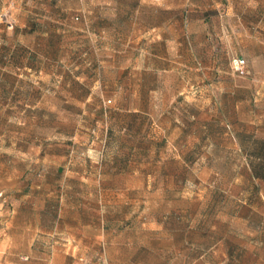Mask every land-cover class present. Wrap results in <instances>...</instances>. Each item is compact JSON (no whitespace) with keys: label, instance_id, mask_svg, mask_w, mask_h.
Instances as JSON below:
<instances>
[{"label":"rangeland","instance_id":"obj_1","mask_svg":"<svg viewBox=\"0 0 264 264\" xmlns=\"http://www.w3.org/2000/svg\"><path fill=\"white\" fill-rule=\"evenodd\" d=\"M42 3L41 0L0 1V59L7 57V45L16 42V37L5 34L6 29L26 20L38 26L43 20L40 17ZM60 3L61 19L56 24L61 32L69 31L64 33L63 41L60 39L64 46V66L57 83L62 97L57 102H62L63 108L56 112L50 110L53 98L47 96L43 99L45 113L37 110L38 102L23 112L15 108L7 110L9 102L3 97L0 99V132L4 130L14 137L20 133L50 136L54 127L67 133L73 130L71 126L78 124L76 133L85 143L66 146L75 159L71 163L91 172L108 170L110 163L102 161V147L97 143L90 146L86 139L90 135L94 139L101 138L104 120H109V111L114 110L118 96H111L109 90L114 89L108 87L105 93L104 88L90 82L86 78L88 69L82 62L79 72L83 76L71 80L72 69L66 62L70 51L68 53L66 48L71 41L70 31L84 33L80 29L88 23L90 15H95V20H104L111 36L112 28L117 27L113 19L119 3L114 0H60ZM164 3L159 0L160 5ZM174 4L177 20L187 16L190 22H186V27L195 37L199 31L207 36V66L204 69L192 65L191 68V80L198 73H205L206 80L197 88V83L192 82L189 88L191 93L199 94L197 90L201 89L203 94L202 98H197V105L192 103L195 108L190 112H195L192 113L195 118H184L185 136L176 139L179 130L169 125H175L176 121L169 122L167 115L168 129L160 132L151 129V117L144 115L138 122L142 137H137L136 145L131 139L128 145L112 144L106 149L105 157L109 155V160L115 153L120 154L119 168L128 173L113 174L105 182L80 174L68 182L72 185L69 199L79 205V215L88 225L65 226L70 214L61 212L62 216H58L59 201L54 200L56 203L50 206L45 220L47 229L56 233L32 242V249L47 247L51 250L54 245L57 249L73 245L82 254L79 264H264V199L259 194L263 187L246 182V178H235L238 173L244 175L246 170L244 148L239 141L248 140L236 134V127L243 130L256 127L258 134H264V64L261 60L250 64L239 49L241 43L232 40L235 33L231 31L235 28L230 14L232 0H175ZM103 11H106L105 16ZM98 12L101 14L97 15ZM17 13L22 14L18 17ZM134 17V12L128 17L129 30L137 27ZM159 17L162 21L167 14L160 11ZM30 40H36L33 33ZM216 52L214 63L211 58ZM235 58L245 61L247 74L235 70ZM0 76L4 80L0 82V93L5 94L6 80L12 79L13 74L7 73L4 67L0 68ZM236 87L239 104L234 109L230 89ZM20 88L35 93L47 87L33 79L21 83ZM35 96L20 99V103L25 100L34 104ZM154 102L153 99L139 100L151 113ZM198 113L202 122L200 128L194 123ZM35 117L39 119L40 128L34 127L31 118ZM175 117L181 120L176 114L172 116ZM18 121L24 124L18 126ZM174 140L180 143L174 145ZM121 157H126L125 164ZM129 169L136 170V174ZM102 183H109L110 188L102 189ZM22 258L29 260L27 256Z\"/></svg>","mask_w":264,"mask_h":264},{"label":"crops","instance_id":"obj_2","mask_svg":"<svg viewBox=\"0 0 264 264\" xmlns=\"http://www.w3.org/2000/svg\"><path fill=\"white\" fill-rule=\"evenodd\" d=\"M41 1L43 3L40 17L43 20L38 26L34 27L26 20L5 31L6 35L16 37V42L6 47L7 57L0 59V68L5 67L7 73L13 74L12 79L6 80L5 94L0 93V99L3 97L8 99L7 110L14 111L15 108L23 112L27 110L26 107L32 108L38 102L37 110L39 113L40 111L45 113L43 99L47 96L53 98L50 110L56 112L63 108L62 102L58 101L57 104V99L62 97L57 83L61 80V70L64 66L62 55L64 46L60 43V39L63 41L66 35L64 33L69 31L61 32L59 25L56 24L61 19L60 0ZM114 1L119 5L116 17L113 19L117 22V27L112 28L111 36L108 35L109 29L105 21L95 20L96 16L90 15L88 23L80 29L84 33L70 31L68 35L71 41L68 44L69 48H66L68 53L70 51L66 62H69L72 69L71 80H78L81 77L79 67L82 62L88 69L86 78L90 82L104 88L105 93L110 87L114 89L109 90L111 96H118L114 110L109 111V120H104L101 138L94 139L90 135L86 139L90 146L97 143L102 147V161L104 164L109 162L110 169H94L91 172L79 166L74 167L71 163L74 158L66 146L69 144L73 147L75 142L85 143L83 137L76 133L78 124L71 126L74 131L67 133L61 128L54 127L50 136H46L45 133L30 135L20 133L14 137L2 130L0 132V264H79L78 259L82 254L76 251L73 245L61 249L55 248L54 245L51 246V250H47V247L32 249V242L39 241L44 235L48 238L52 233H56L52 229H47L45 220L50 206L56 203L54 200L59 201L58 216H62L61 212L70 214L65 226L71 228L74 225H88V222L79 215V205L69 199L72 197V189L70 190L72 185L68 183L71 178L84 174L85 177L92 176L105 182V179L113 174L116 176L128 173L123 168H119L120 154L115 153L109 160V155L105 157L106 149L112 144L128 145L131 139H134L132 144L136 145L134 141L137 137L140 139L142 137V129L138 126V122L144 115L151 117L150 125L154 131L167 130L169 125L178 129L179 134L176 139H183L185 136L184 118L188 116L195 118V114H192L195 112L190 111L195 108L193 104L197 105L196 102L199 101L197 98H202L203 93L199 89L197 90L199 94L193 92L192 94L189 88L192 87V82L198 84L196 88L201 86L206 80V75L198 73V76L191 80L190 73L192 65L204 69L207 66L206 33L199 31L196 38V34L186 27V22H190L187 16L185 19H176L175 0H164V5H160L159 0ZM232 2L230 14L235 25V28L231 29L232 33L235 31L232 40L241 43V48L239 45L238 47L243 50L241 53L248 58L250 64L255 60H261L264 64V0H232ZM22 11L24 12L23 9ZM160 11L167 14L162 21L159 17ZM132 12L135 14L137 27L129 30L131 26L128 28V17ZM21 14L17 13V16L20 17ZM100 14L101 12L97 13ZM105 14L106 11H103L102 15ZM98 18L101 19L99 16ZM31 33L34 34L35 41L30 40ZM73 43L75 46L72 45ZM217 55L216 52L211 58L214 59V63ZM33 79H37L47 88L35 93L20 88L21 83ZM0 82H4L1 76ZM230 90L231 96L234 97L232 100L234 109H237L238 89L236 87ZM30 95L37 97L34 104L25 100L20 103V99ZM140 99L155 101L153 113L149 112L144 104L139 103ZM175 114L181 120L176 117L173 119L172 116ZM199 114V120L194 121L200 125L198 128L202 123ZM166 115L170 118H167L169 122L176 121L175 125H168L165 121ZM35 118H31L34 127L40 128L41 125L37 124L39 119ZM16 124L19 126L24 123L18 121ZM204 125L202 124L203 128ZM91 128L94 131L95 128ZM86 129L89 130L88 127ZM235 130L237 135L248 139L244 143L239 141L244 148L246 170L244 175L238 173L235 178H246V182L262 186L259 194L264 199V178L253 175L248 165L245 148L254 139L264 140V134H258L256 127L244 130L236 127ZM74 137H77L75 141H73ZM67 139L71 141H66ZM173 142L174 145L180 143L178 140ZM121 158L125 164L126 157ZM68 165H71L70 169ZM135 171L131 172L136 174ZM100 187L109 189L110 184L102 183ZM63 198H65L64 202ZM42 239L44 240V237ZM252 254L255 256L254 253ZM23 256L29 257V260H24Z\"/></svg>","mask_w":264,"mask_h":264},{"label":"trees","instance_id":"obj_3","mask_svg":"<svg viewBox=\"0 0 264 264\" xmlns=\"http://www.w3.org/2000/svg\"><path fill=\"white\" fill-rule=\"evenodd\" d=\"M248 165L256 177L264 178V140L254 139L247 148Z\"/></svg>","mask_w":264,"mask_h":264},{"label":"built area","instance_id":"obj_4","mask_svg":"<svg viewBox=\"0 0 264 264\" xmlns=\"http://www.w3.org/2000/svg\"><path fill=\"white\" fill-rule=\"evenodd\" d=\"M233 67L240 74H247L249 71L245 66V61L243 59L235 58L233 59Z\"/></svg>","mask_w":264,"mask_h":264}]
</instances>
